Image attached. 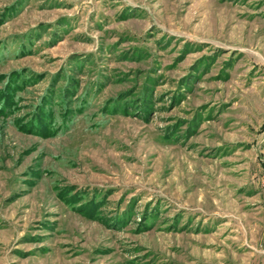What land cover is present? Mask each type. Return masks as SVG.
I'll return each mask as SVG.
<instances>
[{
    "label": "rangeland",
    "instance_id": "rangeland-1",
    "mask_svg": "<svg viewBox=\"0 0 264 264\" xmlns=\"http://www.w3.org/2000/svg\"><path fill=\"white\" fill-rule=\"evenodd\" d=\"M0 264H264V0H0Z\"/></svg>",
    "mask_w": 264,
    "mask_h": 264
}]
</instances>
